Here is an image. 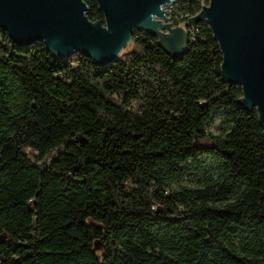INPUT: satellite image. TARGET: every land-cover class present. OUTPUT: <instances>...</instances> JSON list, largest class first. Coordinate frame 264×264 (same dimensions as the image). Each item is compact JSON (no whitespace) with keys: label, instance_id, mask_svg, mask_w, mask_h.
I'll return each instance as SVG.
<instances>
[{"label":"trees","instance_id":"obj_1","mask_svg":"<svg viewBox=\"0 0 264 264\" xmlns=\"http://www.w3.org/2000/svg\"><path fill=\"white\" fill-rule=\"evenodd\" d=\"M202 5L183 0L178 20ZM196 28L177 59L137 29L104 65L0 28V264H264V126ZM219 109L232 128L214 135ZM205 153L220 176L172 189Z\"/></svg>","mask_w":264,"mask_h":264},{"label":"water","instance_id":"obj_2","mask_svg":"<svg viewBox=\"0 0 264 264\" xmlns=\"http://www.w3.org/2000/svg\"><path fill=\"white\" fill-rule=\"evenodd\" d=\"M95 1L105 22L89 19L85 0H0V28L21 46L43 41L57 58L81 52L102 65L122 54L137 29L157 35L176 59L188 50L186 28L169 22L167 7L177 0ZM208 1L188 24L212 28L224 78L241 85L238 102L256 108L264 126V0Z\"/></svg>","mask_w":264,"mask_h":264},{"label":"rangeland","instance_id":"obj_3","mask_svg":"<svg viewBox=\"0 0 264 264\" xmlns=\"http://www.w3.org/2000/svg\"><path fill=\"white\" fill-rule=\"evenodd\" d=\"M200 1L204 3L207 0ZM182 2L183 0H177L167 7V9H169V22L173 23L171 24L173 28H177L179 26L185 27L186 22L179 21L178 19L181 16H178L176 13V9L182 5ZM165 31L168 32L167 30ZM132 41L125 47V50H131ZM231 128L232 124L230 114L224 109L216 110L212 117L205 123L206 131L214 135L227 133L231 130ZM220 168L221 165L217 156L211 153H205L203 155V165L199 171L189 173L182 178L170 180V187L172 189H177L182 185L200 186L208 177L218 178L221 173Z\"/></svg>","mask_w":264,"mask_h":264},{"label":"built area","instance_id":"obj_4","mask_svg":"<svg viewBox=\"0 0 264 264\" xmlns=\"http://www.w3.org/2000/svg\"><path fill=\"white\" fill-rule=\"evenodd\" d=\"M208 3H209V1L207 0L206 2L203 3L202 7H203L204 5H207ZM185 28H186L187 33H188V40H189V41H192V37H190L189 35H190V34L193 35V34L198 30V28H196V25H190V26H187V24H185Z\"/></svg>","mask_w":264,"mask_h":264}]
</instances>
